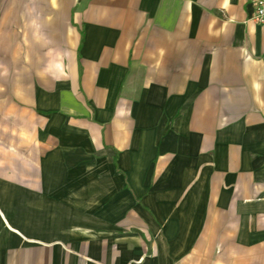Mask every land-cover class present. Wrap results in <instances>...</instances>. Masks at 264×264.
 Masks as SVG:
<instances>
[{
    "label": "crops",
    "instance_id": "obj_1",
    "mask_svg": "<svg viewBox=\"0 0 264 264\" xmlns=\"http://www.w3.org/2000/svg\"><path fill=\"white\" fill-rule=\"evenodd\" d=\"M254 11L0 0V264H264Z\"/></svg>",
    "mask_w": 264,
    "mask_h": 264
},
{
    "label": "built area",
    "instance_id": "obj_2",
    "mask_svg": "<svg viewBox=\"0 0 264 264\" xmlns=\"http://www.w3.org/2000/svg\"><path fill=\"white\" fill-rule=\"evenodd\" d=\"M255 11L251 17L257 23H264V0H252Z\"/></svg>",
    "mask_w": 264,
    "mask_h": 264
}]
</instances>
